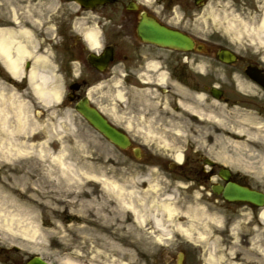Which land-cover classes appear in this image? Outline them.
<instances>
[{
  "label": "rangeland",
  "instance_id": "rangeland-1",
  "mask_svg": "<svg viewBox=\"0 0 264 264\" xmlns=\"http://www.w3.org/2000/svg\"><path fill=\"white\" fill-rule=\"evenodd\" d=\"M135 1H142L147 7L153 2ZM11 9L16 13L19 27L32 31L36 53L48 57L60 97L45 103L34 94L24 66V76L16 80L0 62V91L24 102L23 109L34 122V129L28 133L20 131L14 135L33 146L28 152L4 156L0 149V198L17 201L19 191L27 186V195H34V202L23 209L15 205L9 208L16 213V222L14 231L0 228V264H22L31 255H39L51 264H208L210 252L217 264H264V220L259 212L257 215L258 209L253 210L254 216L250 218L249 207L214 200L205 194L202 185L184 180L182 172L165 168L166 162L177 157L187 140L198 149L204 147L205 137L154 136L139 130L138 135L131 137L134 146L141 149V158L135 159L129 151L119 150L108 142L74 110V104L66 100L68 85L76 81L79 74L91 77L87 87L97 86L93 91L85 88L92 91L93 98L103 104L117 100L114 96L107 97L106 86L103 82L97 83L101 76L88 68L86 52L72 44L84 43L79 38L84 29H96L101 35L103 7L81 9L76 2L67 0H0V23L9 21L6 16L11 14ZM204 13L210 16L208 20L214 21L211 27L215 34L217 30L223 36L233 35L231 29L220 25L226 26L231 21L228 6L207 0ZM41 36L56 38L43 43ZM25 61L32 65L31 57ZM227 112L223 109L221 115L220 143L217 144L221 153L237 154L233 146L236 141L238 147L243 142L248 148L242 154L244 157L253 144L257 149L250 146V152L255 154L249 159L259 154L264 158L263 139L247 130L243 137L255 142L239 139L231 133H237L236 128H230L235 118L228 117ZM45 140L50 154L40 158L39 144ZM60 152L63 163L70 166L55 165L62 181L60 187L44 186L37 179L35 184L29 185L15 178L19 176L14 173L15 168L21 163H24V171L32 160H36L38 166L47 167L53 164L52 156ZM261 180L253 183L264 187V175ZM13 185L15 187L11 188ZM117 185L123 188L120 191L123 201L133 203L140 210L144 217L142 224L134 220L130 208L118 202ZM150 202L157 206L153 207ZM106 203H111L109 209L120 215L112 214L109 217L115 218L109 221L102 219L99 215L104 212L98 209ZM160 204L174 210L170 217ZM154 212L166 231L151 224L148 215ZM121 220L124 227L119 229ZM187 226L192 228V236L179 230ZM219 231L231 239L230 246L217 237ZM250 231L251 242L243 247L242 236ZM203 233L206 238L194 236Z\"/></svg>",
  "mask_w": 264,
  "mask_h": 264
},
{
  "label": "flooded vegetation",
  "instance_id": "flooded-vegetation-1",
  "mask_svg": "<svg viewBox=\"0 0 264 264\" xmlns=\"http://www.w3.org/2000/svg\"><path fill=\"white\" fill-rule=\"evenodd\" d=\"M215 2L229 7L232 36H223L217 30L214 33L211 27L214 21L208 20L210 16L204 13L207 0H153L149 7L142 1L113 0L97 6L103 7L102 46L109 48L106 55L109 59L100 73L90 65L88 68L101 76L97 83L103 82L106 86L107 97L114 96L117 100L104 104L98 98L91 100L109 122L129 136L138 135L139 130L147 133L149 129V134L154 136L205 137L204 147L198 149L187 140L182 146L181 161H176L178 165L170 168L171 171L182 172L184 180L202 185L205 194L214 200L249 207L252 218L253 210L258 209V215L262 208L242 201L229 202L222 192H212L211 185L222 188L231 181L264 193V187L253 183L261 182L264 175L260 170L262 155L249 159L255 154L250 152L251 147L256 151L255 145L249 146L247 157L242 155L248 149L243 142L239 145L243 149L234 156L222 154L217 147L223 109L228 111V117L235 118L230 128H236L237 133L230 132L239 139L255 142L243 137L246 130L254 137L264 134V33L246 32L257 28L263 20L264 0ZM142 12L203 46L179 50L142 41L136 32ZM85 46L73 45L81 51ZM90 78L79 75L85 86ZM117 86L121 88H115ZM95 87L93 84L89 88ZM212 88L216 90L212 92ZM117 90L121 98L116 97ZM85 92V88L80 87L75 94ZM242 159L248 161L250 167L241 165ZM168 166L165 165L166 170ZM204 234L194 236L206 238ZM216 235L230 246L231 239L227 235H221L220 231ZM252 237V231L242 236L241 245L247 246Z\"/></svg>",
  "mask_w": 264,
  "mask_h": 264
},
{
  "label": "bare ground",
  "instance_id": "bare-ground-1",
  "mask_svg": "<svg viewBox=\"0 0 264 264\" xmlns=\"http://www.w3.org/2000/svg\"><path fill=\"white\" fill-rule=\"evenodd\" d=\"M6 19L12 22H16L17 17L16 13L13 9H11V14L6 16ZM5 21L4 25L7 22ZM227 29L230 30V22L226 25ZM264 31V18L259 25L256 33H261ZM82 34L85 40L88 42L90 48L92 50H98L100 48V40L99 34L96 29H84L82 30ZM28 57L32 58V65L28 70L25 76L30 83V86L34 92V94L40 98L45 103H51L55 100H58L60 97L59 87L56 83L57 79L54 75L53 70L49 64V59L46 55L36 53V41L33 38V34L27 28H11V27H0V62L5 67V69L14 77L20 78L24 76L22 72L21 65ZM25 103L16 100L14 95L6 96L5 93L0 91V149L4 153V156L7 154L17 155L24 152H28L29 148L33 146L25 144V141L18 140L16 133L22 131L23 133H28L31 129H34V122H31L28 119V115L24 111ZM14 122V124H12ZM32 123V125H30ZM261 129L260 127L257 128V132ZM259 138L263 139L264 141V134H258ZM46 140L39 144L38 156L40 158L47 157L50 152L46 145ZM239 142H233V146H235L237 151H241L243 148L237 145ZM244 146V145H243ZM224 150V149H223ZM62 152L58 153L57 155L52 156L53 164L47 167L38 166L36 160H32L29 162L30 166L27 171L22 169L24 163H21L17 168H15V174H19V176H15L17 181L23 183L35 184L36 179L41 182L44 186L48 187H60L62 181L57 176V169L56 164L64 165L66 168H69V165H65L62 161ZM177 160H181V154H177ZM236 161H240V159H236ZM241 165L244 167H250V163L244 159L241 160ZM247 169V168H245ZM260 170L264 172V158L263 161L260 162ZM37 176V177H36ZM14 188L15 185L10 186ZM29 187L27 186L24 190L19 191V200H15L14 198L5 197L0 198V228L6 231H14L13 224L16 222L14 219L16 213L11 212L9 208L15 206L20 207L21 209L24 208L27 204H32L33 201V194L30 196L27 195V190ZM117 195L119 196L118 202L124 203L128 208L131 209L133 216L135 217V221L139 224L144 222L143 215L140 214V210L134 205L133 203H125L121 198L120 191H122V187L119 185L116 186ZM29 197H31L29 199ZM153 207L157 206L155 202H150ZM111 203H106L105 205L98 210L103 211L99 216L105 221H109L114 219L115 217H109L112 214L120 215L113 209H109ZM159 206H163L166 210V215L170 217L174 210L168 208L164 204H160ZM96 211L99 213V211ZM150 222L155 227H157L160 231H166L165 226L162 224V220L158 218V216L154 213H150ZM261 218L264 220V209L260 212ZM117 228L121 229L124 227L123 221L121 220L118 222ZM179 230L185 233L186 235H190L192 228L190 227H179ZM66 264H76L73 262L66 263ZM208 264H217L215 258L210 253L208 258Z\"/></svg>",
  "mask_w": 264,
  "mask_h": 264
},
{
  "label": "water",
  "instance_id": "water-1",
  "mask_svg": "<svg viewBox=\"0 0 264 264\" xmlns=\"http://www.w3.org/2000/svg\"><path fill=\"white\" fill-rule=\"evenodd\" d=\"M82 7H94L97 4H104L111 0H75ZM137 33L140 38L145 41L153 42L161 46L187 49L193 46V41L178 31H174L160 25L156 21L143 17L138 25ZM89 62L97 69L102 70L107 59L103 55H96L90 53L87 56ZM70 88H77L76 84H71ZM69 100L73 99L71 94L67 95ZM75 109L85 118L88 123L101 132L107 139L113 142L115 145L124 148L129 144L128 138L112 127L106 119L93 107L89 106L86 98L80 99ZM215 190V188L213 187ZM225 198L229 200H243L254 203L256 205H262L264 203V195L254 190H250L246 187L240 186L235 183H227L223 189ZM25 264H49L43 260L40 256L30 257Z\"/></svg>",
  "mask_w": 264,
  "mask_h": 264
}]
</instances>
